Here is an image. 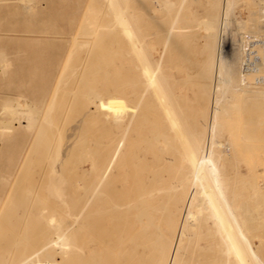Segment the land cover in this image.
I'll list each match as a JSON object with an SVG mask.
<instances>
[{
	"label": "rangeland",
	"instance_id": "rangeland-1",
	"mask_svg": "<svg viewBox=\"0 0 264 264\" xmlns=\"http://www.w3.org/2000/svg\"><path fill=\"white\" fill-rule=\"evenodd\" d=\"M181 1L0 0V57L12 62L4 73L0 61V264L41 250L60 223L72 226L69 253L57 244L41 264H255L248 249L250 262L231 248L185 133L209 175H223L227 199L238 182V211L254 208L246 239L264 264V118L249 113L245 92L229 110L245 61L264 58L260 0H186L177 15ZM158 64L183 128L149 85ZM16 98L39 108L43 130L10 125ZM24 158L33 162L20 197L33 200L18 205L13 195L11 206ZM54 174L69 205L45 190Z\"/></svg>",
	"mask_w": 264,
	"mask_h": 264
},
{
	"label": "bare ground",
	"instance_id": "bare-ground-1",
	"mask_svg": "<svg viewBox=\"0 0 264 264\" xmlns=\"http://www.w3.org/2000/svg\"><path fill=\"white\" fill-rule=\"evenodd\" d=\"M185 1L186 0L181 1L178 13L176 12L177 15L180 13L182 6L185 4ZM259 2H260L259 3V5H260L259 17L254 19L256 22L264 21V0H260ZM183 10H184V8H183ZM177 17L174 18V21L177 19ZM170 26L171 27H170L169 32H168L169 36H167V42H168V39L170 37H172V35L175 31V28H176V24L172 23V25H170ZM207 28L212 29L213 27L209 26ZM165 43H166V40H165ZM166 46H167V43H166ZM163 54H164V52H163ZM3 56H5V55L3 54ZM1 57H2V55H1ZM257 60H258L257 58L247 59L244 63V68L241 70V72L239 71L240 72V78L238 80V83L234 86L233 97L229 100L230 112H232L234 109L235 103H236L237 99L239 98L238 95L241 92H245L246 94L244 97L246 98V101L248 104L249 113L253 114V115L256 114L257 115L256 117H258L259 115L262 114L261 116L264 118V58H260V61H257ZM0 61H1V65L3 66V69L2 68L1 69L3 70L4 73H6L8 68H10V66L12 65V62L10 60H8L7 58H1ZM161 61H162V58H161ZM159 72H160V65L158 64L157 67L153 69V72H152L151 77H150L149 85L150 84H157L160 87L162 97L164 98L170 113L174 116L178 125L183 128L180 115L177 111V110H179V108H178L179 106L176 104V101L173 100V98H172L173 94H172L171 90L167 91L163 87L164 80H162L161 77L159 76V74H160ZM244 80L250 81L251 84L249 86H247L248 88L242 87V82ZM17 101H18V104L22 105L23 101H21V99L18 98ZM17 101H15V102H17ZM24 105H22V106L18 105L21 108H19V107L18 108H10V109L7 108L8 109L7 114H9L12 118L11 122H9L10 125L14 124L15 121H16V123H19V124L24 122V123H26V128L29 131H35L37 129V127H39L40 130H43L45 128L47 121L46 120H44L42 122L40 121V113H42V112H40L39 108L37 106H33V105H30L28 107L26 105L27 108L26 107L22 108V107H24ZM5 110H6V108H5ZM256 112H258V114ZM259 113H261V114H259ZM26 118L31 119V121L28 122ZM259 121H260V119H259ZM257 123H258V121H257ZM259 123H262V119ZM10 125H9V127H12ZM7 128H8V126H7ZM258 129L259 128H258V124H257V127H255V128H254V126H252V128L250 129L251 130L250 132H252V133L256 132ZM182 131L184 132L183 129H182ZM185 135H186V139L188 141V144H189V146L193 152V155L195 157V161L198 163L199 167L201 168V172L203 174V177L206 179L205 182H206L207 190L204 193L205 198L207 200H210L211 202L213 200L216 202V204H217L216 206L218 207V209L220 211L219 215H216V216L220 217V215H222L223 218L226 220V223L228 224V227L231 231L232 239L234 241V242L232 241L230 243L233 245V246L231 245L232 246L231 248L232 249L234 248L236 251L239 250V252H241L244 255V257L246 258V261L250 262V260H248L247 254H246V251L248 249L251 252V254L254 256V258H256L258 260V264L259 263L263 264V261L261 260L260 256L256 253V251L250 245L251 244V243H249L250 240L246 239V230L248 229L247 228L248 223L250 222L251 218L256 217L254 215V211H253L254 208L253 209H245L241 213L238 211V209L235 207V200L238 196V182H236V184L234 185L232 192H230L231 193L230 197L227 199L228 196H227V192L225 191L224 181L222 178L223 175L221 176V175L216 174V173H213L212 176L209 175V173L206 170L207 165L203 162V159H201L200 156L198 155L196 146L193 144V142L191 141V139L189 138L187 133H185ZM124 143H125V135H124V138L121 140V142L110 153L109 161H108V164L105 168L106 171L102 174L101 178L97 182H95V185L91 189V192L88 195L86 203H85V208L92 202L93 198L99 193V191L104 186L109 172H111V170L115 167L114 160L117 157H119V155L123 152ZM32 159H34V158H32ZM30 161H32V160L28 159V158H24V160H23V162H22V164H21V166H20V168H19V170L15 176V179L12 182V184L8 190L6 200L12 201L10 204L11 206H12V204L15 205L14 198H13V200H9L10 197L13 195H16L14 197H16L15 198L17 200L16 204H18V205L27 206L33 200L32 196L26 197L25 199L23 197H20V193H22V191H24L25 186H27V184L26 185L24 184V182H25L24 179H25V176L27 174L26 172L28 170V163ZM116 163H117V161H116ZM65 183H67V182H65ZM253 185H254V187H256L255 184H253ZM45 190L48 191L49 195L51 196V198L53 200H56L57 202H59L61 204H64V205L68 204L69 205L72 201L70 191L63 188V185L58 181L55 174L49 176V179L46 182ZM224 200L226 202H224ZM5 203H6V205L8 204L7 201ZM6 205H4L3 208H5ZM10 205H8V207ZM1 213L6 214L5 211H3V209H2ZM244 217L248 218V222L247 221L243 222L241 220ZM71 229H72V226L63 227L61 223L57 224V226L53 232L54 236H50V237L48 236L45 238V240H47V242L44 244V246L42 247L41 250H39V251L37 250L36 252H34L32 254H27V255L23 256L22 259L20 261H17L15 264H41L39 261L36 260L38 258V256L44 250L54 248V246H56L57 244L60 245V249L58 250L59 254L62 255L63 258L66 257L68 255L69 249L71 248V245H72L71 244V234H70ZM27 238L29 239V237H27ZM230 238H229V240H230ZM241 239H244L246 241V245L241 244V242H240ZM239 244H240V247L238 246ZM236 254H237V252H236ZM21 255H22V253H21ZM251 258H252V256H251ZM38 260H39V258H38ZM257 260H256V263H257ZM7 263H8V261H7Z\"/></svg>",
	"mask_w": 264,
	"mask_h": 264
}]
</instances>
